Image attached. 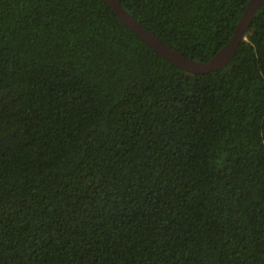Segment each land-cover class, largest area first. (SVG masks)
I'll list each match as a JSON object with an SVG mask.
<instances>
[{
	"label": "trees",
	"instance_id": "16d2710c",
	"mask_svg": "<svg viewBox=\"0 0 264 264\" xmlns=\"http://www.w3.org/2000/svg\"><path fill=\"white\" fill-rule=\"evenodd\" d=\"M0 264H264V3L0 0Z\"/></svg>",
	"mask_w": 264,
	"mask_h": 264
},
{
	"label": "water",
	"instance_id": "95a60500",
	"mask_svg": "<svg viewBox=\"0 0 264 264\" xmlns=\"http://www.w3.org/2000/svg\"><path fill=\"white\" fill-rule=\"evenodd\" d=\"M104 1L113 10L118 19L127 26L130 31L135 33L140 39L149 45L154 52L178 68L194 74H205L218 71L228 65L229 61L235 55L240 43L245 40V30L264 3V0H249L246 4L244 13L235 28V32L228 43L208 61L198 62L194 59L183 56L175 49L163 43L158 37L145 29L118 0Z\"/></svg>",
	"mask_w": 264,
	"mask_h": 264
}]
</instances>
